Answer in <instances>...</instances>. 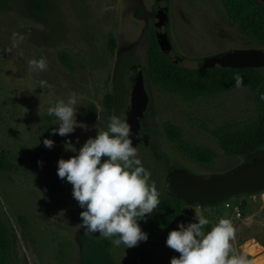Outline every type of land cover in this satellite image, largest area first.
Masks as SVG:
<instances>
[{
	"label": "rangeland",
	"instance_id": "374dc122",
	"mask_svg": "<svg viewBox=\"0 0 264 264\" xmlns=\"http://www.w3.org/2000/svg\"><path fill=\"white\" fill-rule=\"evenodd\" d=\"M162 1L0 0V157L13 166L10 172L0 171V215L14 239L12 264H170L172 257H179L161 241L103 251L97 242L107 239L98 232L84 235L83 209L72 197V185L57 176L58 160L75 155L65 150L66 141L79 150L97 130L107 129L109 116L128 121L129 89L138 67L144 74L149 106L142 121L148 145L136 147L137 155L161 194L167 195L171 168L204 177L238 169L250 160L225 154L211 134L231 125L246 128L256 121L258 106L249 90L239 88L187 103L163 94L150 79L147 55L156 38ZM168 2L172 45L168 57L179 67L198 70L209 58L264 49L228 18L220 0ZM110 35L117 40L114 55L109 52ZM63 53L70 58L72 71L62 65ZM41 59L45 70L30 64ZM259 72L264 76V68ZM41 81L46 82L43 88ZM72 93L79 97L77 123L86 128H76L67 137L53 135L59 121L47 115V108ZM108 95L114 97L112 113L105 107ZM90 106L98 111L94 123L88 120ZM167 123L181 129L185 142L211 150L217 158L210 164L190 160L167 139L163 129ZM44 139L53 140L55 147H44ZM260 195L233 199L231 209L224 203L192 206L181 223L197 222L196 210L209 219L210 228L220 218L230 219L237 230L233 249L264 264L260 258L264 252L256 245L264 248V196ZM242 202L247 205L244 211ZM235 206L240 207V219Z\"/></svg>",
	"mask_w": 264,
	"mask_h": 264
},
{
	"label": "clouds",
	"instance_id": "9594fccd",
	"mask_svg": "<svg viewBox=\"0 0 264 264\" xmlns=\"http://www.w3.org/2000/svg\"><path fill=\"white\" fill-rule=\"evenodd\" d=\"M30 64L38 70L46 69L43 59ZM234 79L235 87H241V77ZM40 83L42 88L46 86V82ZM78 102V95L72 93L67 100L59 99L47 108V115L59 121V126L52 129L53 135L67 137L76 128H86L76 120ZM131 137L128 121L111 115L107 129L97 130L96 136L88 138L79 150L66 141L65 150L75 155L57 162V176L72 185V197L83 209L80 226L84 235L98 232L110 239L113 246L123 245L125 249L148 240L139 221H146L153 214L161 195L150 179V171L138 158ZM43 145L51 150L55 142L44 139ZM194 212L197 222L180 223L168 233L166 246L179 253L178 258H171L170 264H256L246 251L237 253L233 249L237 230L230 219L220 218L205 232L209 219L199 210Z\"/></svg>",
	"mask_w": 264,
	"mask_h": 264
},
{
	"label": "trees",
	"instance_id": "16d2710c",
	"mask_svg": "<svg viewBox=\"0 0 264 264\" xmlns=\"http://www.w3.org/2000/svg\"><path fill=\"white\" fill-rule=\"evenodd\" d=\"M228 18L252 41L264 44V4L258 0H220ZM117 40L109 36V52L114 55ZM60 61L65 69L72 71L70 58L60 54ZM147 73L152 82L159 87L163 94H172L187 103H192L201 98H214L227 94L235 89L243 88L250 91L258 106V118L250 126L240 128L231 125L218 128L211 132L216 138L220 149L233 157L253 159L264 152V76L259 70L245 69L233 70L217 67L211 70H189L179 67L172 62L168 55H164L157 43L152 39L147 55ZM135 75L134 78H136ZM242 79V86L235 87V77ZM105 107L108 112H113L114 97H105ZM98 111L95 106H90L88 120L94 123ZM167 139L178 145L179 150L190 160L198 164H210L217 155L211 150L192 146L183 139L179 127L167 123L163 127ZM13 169L11 163L0 157V171L6 173ZM248 197V196H247ZM252 197V196H249ZM160 203L153 214L146 221H139L141 229L148 234L147 241L165 242L168 233L177 229L178 224L189 217L185 203L172 200L167 195L161 194ZM213 207V206H212ZM246 202H242L241 209L246 210ZM210 230V226L206 227ZM98 246L105 252H110L113 245L110 239L98 241ZM14 239L0 215V264H12ZM264 259V254L261 255Z\"/></svg>",
	"mask_w": 264,
	"mask_h": 264
},
{
	"label": "water",
	"instance_id": "95a60500",
	"mask_svg": "<svg viewBox=\"0 0 264 264\" xmlns=\"http://www.w3.org/2000/svg\"><path fill=\"white\" fill-rule=\"evenodd\" d=\"M261 3L264 4V0H261ZM168 12L169 2L164 0L158 6L157 14L160 19L156 23V40L164 55H169L172 52L171 41L167 33ZM217 67L233 70H259L264 68V49L238 50L204 61V70ZM138 70V76L129 89V106L126 116L132 128L133 143L142 141L148 145V138L143 137L141 122L149 106V95L144 74L140 67ZM262 193H264V153L249 160L238 169L220 175L195 177L186 170L176 168H171L167 174V196L190 207L217 206L233 199Z\"/></svg>",
	"mask_w": 264,
	"mask_h": 264
},
{
	"label": "built area",
	"instance_id": "2783aa9c",
	"mask_svg": "<svg viewBox=\"0 0 264 264\" xmlns=\"http://www.w3.org/2000/svg\"><path fill=\"white\" fill-rule=\"evenodd\" d=\"M225 204V208L226 209H231L232 208V204L229 202H226L224 203ZM188 211L190 212V208H188ZM234 211L236 212V217L238 219L242 218V214H241V211H240V207L239 206H235L234 207Z\"/></svg>",
	"mask_w": 264,
	"mask_h": 264
},
{
	"label": "flooded vegetation",
	"instance_id": "af4514ba",
	"mask_svg": "<svg viewBox=\"0 0 264 264\" xmlns=\"http://www.w3.org/2000/svg\"><path fill=\"white\" fill-rule=\"evenodd\" d=\"M138 72H139V70H138V68H137V72H136V74L135 75H137L138 76ZM136 76V77H137ZM146 113V112H145ZM143 121V120H142ZM141 128H142V122H141ZM142 133H143V137H147L148 138V135L145 133V131L142 129ZM141 144H144V142H142V141H140V142H138V143H133V146L134 147H138L139 145H141Z\"/></svg>",
	"mask_w": 264,
	"mask_h": 264
},
{
	"label": "bare ground",
	"instance_id": "6f19581e",
	"mask_svg": "<svg viewBox=\"0 0 264 264\" xmlns=\"http://www.w3.org/2000/svg\"><path fill=\"white\" fill-rule=\"evenodd\" d=\"M254 244H256V243H254ZM257 246H259L262 250H263V252H264V248L263 247H261L260 245H258V244H256ZM264 254V253H263Z\"/></svg>",
	"mask_w": 264,
	"mask_h": 264
},
{
	"label": "crops",
	"instance_id": "0c3cea01",
	"mask_svg": "<svg viewBox=\"0 0 264 264\" xmlns=\"http://www.w3.org/2000/svg\"><path fill=\"white\" fill-rule=\"evenodd\" d=\"M260 196L263 198L264 195H260ZM255 198H256V197H255ZM263 203H264V198H263ZM253 258H254V257H253ZM254 259H255V258H254Z\"/></svg>",
	"mask_w": 264,
	"mask_h": 264
}]
</instances>
